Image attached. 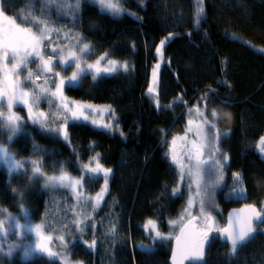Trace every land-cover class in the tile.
<instances>
[{
  "label": "trees",
  "instance_id": "1",
  "mask_svg": "<svg viewBox=\"0 0 264 264\" xmlns=\"http://www.w3.org/2000/svg\"><path fill=\"white\" fill-rule=\"evenodd\" d=\"M75 4L76 0H0L3 13L18 24L31 12L60 29L59 36L52 34L53 44L48 48L59 39L63 52L77 51L72 45L79 33L80 46L91 45L88 59L107 53L104 65L108 60L128 64L127 71L118 68L95 80L89 71L78 86L65 87L73 100L110 106L115 123L108 129L98 120L97 124L68 122V140H64L27 120L10 143L6 139L3 143L17 158L39 159L46 174H58L63 165L67 173L83 176L85 191L77 200L67 187H46L42 179L29 181L28 173L10 175L0 167V209L17 211L18 203L26 202L31 218L45 219L54 237L62 232L71 258L83 264H168L173 235L183 224L174 225L175 229L169 221L180 215L184 202L182 195H172L177 171L164 141L184 132L187 110L196 106L210 120L211 112L217 113L216 127H208L216 137L215 147L229 157L222 169L226 182L240 171L246 189L244 203L264 211V152L259 145L264 137V0H203L202 17L197 16L198 0H119V16L101 12L90 0ZM65 33L71 34L68 40H64ZM170 33L159 57L156 49ZM154 78L159 106L148 91ZM42 106L44 112L47 105ZM97 153L99 163L112 171L107 191L94 207L105 178L102 172L90 174L83 166L95 167ZM13 188L23 193L22 199ZM85 195L92 196L91 202ZM222 195H217L222 212L216 220L223 225L228 208L238 205L226 202ZM77 218L84 220L83 233L72 223ZM149 219L169 238L154 241L155 234L144 227ZM113 225L116 231L111 233ZM255 227V237L236 256L213 233L199 264H264V222ZM93 239L97 243L89 248L85 241L90 244ZM51 241L58 252L65 250L57 246L58 239ZM0 264L61 262L45 253L11 262L5 256Z\"/></svg>",
  "mask_w": 264,
  "mask_h": 264
},
{
  "label": "snow or ice",
  "instance_id": "2",
  "mask_svg": "<svg viewBox=\"0 0 264 264\" xmlns=\"http://www.w3.org/2000/svg\"><path fill=\"white\" fill-rule=\"evenodd\" d=\"M46 3L52 2V0H45ZM56 3H62V0H55ZM199 7L197 9V16L202 17L203 9V0H198ZM98 3L103 9H107L113 14H119L122 9L119 7L118 3H114L113 0H98ZM79 6V0H76L75 7ZM68 7L72 9V5L68 4ZM3 6L0 5V14H2ZM5 20H8L11 27L0 29V135L3 132L7 131L10 133L8 140L9 143L14 139V137L23 130V126L26 124L27 120H31L32 123H40L42 129L49 132H56L59 135H62L65 140H68V131L67 124L69 120H88L89 116L86 114V109H91L93 112L96 109L90 104H77L76 102H70L64 95L63 89L65 87H74L78 86L79 81L82 76L87 75L90 70H94L93 79L95 80L101 73H113L117 71L118 68H122L124 71L128 70V64L126 62L119 63L115 60H109L107 67H100V63L105 59L107 53L104 56L96 60L95 64H87L86 67L82 65L81 58L84 55H87L91 52V45L84 43L83 46H80V41L82 37L79 33L75 34V41L77 43L73 44V49L78 48V51L72 50L68 53L67 56L62 55L63 48L60 47V40L58 39L55 42V46L51 47V51L46 52L50 44H53L52 34L56 33L59 36L60 29L50 26V22L46 18L35 17L31 12L21 20V24H31V27H21V24H17L14 20H11L9 17H4ZM19 19V15H17ZM199 19L197 20V24ZM172 33L169 34L165 40H162L160 46L157 47L156 51L158 54L162 55V48L166 44L167 40L172 37ZM70 33L64 34V40L70 38ZM67 47V45H65ZM47 56V58H45ZM39 59L40 63L37 65L36 70L29 68V64L34 63L36 59ZM10 60H14L15 63L11 64V67L8 66ZM75 63V70L71 73L70 76L64 77L61 75V72H56L54 69L58 66L61 67L62 71H66L68 67H71ZM159 65L156 66L158 68ZM22 72H26V75H21ZM41 76L44 77L43 84H38L37 81L41 79ZM155 76V69H154ZM35 77V79H33ZM58 79V82H57ZM49 85H55V90H51ZM149 93L155 91L154 87L150 86L148 89ZM42 97H51L49 99V104L52 105L56 100H59L57 107V113H45L39 112L38 114L34 112V106H38L41 102ZM205 96L202 97L206 98ZM7 100V113L4 109V101ZM25 106L28 109V117L24 118L16 114L13 111L17 106ZM157 106L158 102H157ZM110 107V106H109ZM109 108H105V111ZM191 111V109H190ZM198 116L204 117L203 123L210 126V128H215L216 124L214 118L217 116L215 111L211 112L210 120L205 116L204 112L201 111L199 107L195 109ZM62 113V114H61ZM70 113V116L68 115ZM37 115L43 119H37ZM49 115H54L56 120L63 119L64 124L59 127H50L48 123ZM54 122V121H53ZM93 124H97L98 121L93 120ZM189 124H192V121H189ZM103 127L111 129L113 127L112 123L103 125ZM190 131V129H188ZM227 135V133H224ZM220 134L217 133V143L219 142ZM177 138H173L172 144H176ZM260 150L264 152V137L260 138ZM204 145H196L195 142L192 144V152L194 155H189V161L195 159V164L189 163L184 165L179 163L180 168V181L183 182L186 178H191L192 183L189 184V189L191 190L193 184L196 187L195 198L190 195L187 206L185 207L183 213L181 214L180 220H170L169 224L176 225L177 223H182L185 219L186 214H190L189 210L193 207L195 199L198 198L199 207H200V216L203 220L201 224L200 220L196 217H193L192 220H189L188 223L180 229V235L176 236L177 249L173 252V264H176V255L179 251L182 255V258L194 257L198 260H203L205 255L206 246L210 243L213 233H219V238L226 240L230 244L229 254L231 256H236L238 252L247 246V244L255 237L257 233L256 227L254 224L264 222V211H258L254 205H246L247 209H250V213L247 215L241 216L240 213L235 214V218L232 215L229 217V222L226 227L215 228L214 217L205 213V197L208 193L209 188L218 184L223 180L222 169L227 163L229 157L227 153H223L221 162L220 159H215L213 162V168L208 170L209 179L205 180V170L202 167L205 164H208L209 161L201 159ZM220 153L219 147L216 148L213 156ZM171 159L173 163H178V158L174 154V149H170ZM96 160L95 167H90L88 164H85L84 169L90 174L103 173L105 178V184L100 193L95 197L96 205H99V202L103 199L104 192L107 191L108 177L111 173V169L104 168L99 163V153L93 157ZM182 159V158H181ZM0 162H3L7 165L9 174L18 172L23 168V162L16 160L15 154L11 153L8 148L4 145L3 142H0ZM33 167L31 169L32 175L28 177L29 181L35 180L37 178L43 177L45 180V186L52 187H69L73 191H76L79 187L82 186L84 177L81 176L80 179H74L65 171L63 165L60 166L59 175H47L43 171V164L39 160H33L30 162ZM187 168V172L185 169ZM216 171L219 173L215 180L211 179V172ZM234 180L238 188L234 189V193L237 195H243L245 190L242 187L243 180L240 173H233ZM91 178V177H90ZM181 184H178L173 190L172 195L175 196L181 191ZM14 193L23 195V193L16 188H13ZM81 199L80 194L77 192V200ZM91 199V198H89ZM73 212H75L73 208ZM2 214V211H0ZM85 219H90L86 217ZM196 221V223H193ZM75 225V228L78 232L83 233L84 220L79 218L72 221ZM4 221H0V258L2 257H12L13 253L18 248H23V256L25 259L32 257L34 254H47L50 259H55L63 253L54 252L50 247H47L44 243L45 240L51 241L53 237H45L42 235L41 230L45 227L44 224H38L34 227L29 223L27 226L19 223V218L9 214L7 222V231H5L3 225ZM48 227H51L48 225ZM64 228H68V225L65 224ZM145 231L149 234L154 233L155 235L152 239L155 240H164L168 239V236H165L159 231L158 224L155 220L149 219L146 221ZM27 229L28 232H35L40 238L38 242L34 243H24L23 236L24 230ZM191 229L196 236V242L193 246H189L187 239H185L186 230ZM20 230V237L15 242H8L7 248L8 251L4 252V237L7 235H15L16 231ZM59 230V229H58ZM116 231L115 225L109 228V232L114 233ZM61 241V247L67 248L68 245L64 243V236L55 237ZM85 243L89 248H94L96 245V240L93 239L90 244L87 241ZM69 257L65 256L64 264H68Z\"/></svg>",
  "mask_w": 264,
  "mask_h": 264
},
{
  "label": "rangeland",
  "instance_id": "3",
  "mask_svg": "<svg viewBox=\"0 0 264 264\" xmlns=\"http://www.w3.org/2000/svg\"><path fill=\"white\" fill-rule=\"evenodd\" d=\"M90 2L95 3L100 8L101 12L102 11L106 12V13L110 14L111 16H113V15L114 16H119L122 13V11H121L119 14H113V12H111V11H109L107 9H103L101 7V5L98 3V0H90ZM113 2L114 3H118L119 7L122 9V6L119 4V0H113ZM5 16L11 18L10 16L5 15L3 13V11H2V14H0V29L11 27L9 21L4 19ZM11 20H13V18H11ZM21 27H24V26L21 25ZM50 51H51V48L46 49V52L50 53ZM69 52L70 51H64L62 53H65V56H67ZM157 55L159 57H161L160 56L161 54L157 53ZM45 58H47V56ZM96 60L97 59H94V60L88 59L87 55H84L81 58V63H82L83 66L86 67L87 64H95ZM108 61H106V64L104 65L103 64L104 60H102L101 63H100V67H102V68L103 67H107L108 66ZM12 63H15V61L14 60H10L9 63H8V66L11 67ZM39 63H40V61L37 58L35 60V62L29 64L28 67L31 68L32 70H36V67H37V65ZM74 70H75V63H73L71 67H68L66 71H62L60 66H58V67H56L54 69V71H56V72H61V75L64 76V77L70 76L71 73ZM90 71L94 72V70H90ZM26 74H27L26 72H22L21 73L22 76L26 75ZM33 79H35V77H33ZM43 80H44V77L41 76V79L39 81H37V83L42 85L43 84ZM156 80L157 79L154 78V81L149 84V87L150 86L154 87V89H155L154 92H157L159 90L158 85L155 83ZM57 82H58V79H57ZM49 87L51 88V90H53V91L55 90V85H49ZM154 92H152L153 93L152 96H154L153 97V101L157 105L158 99L156 98ZM63 95L70 102L74 101L77 104H90L96 109L95 112H93L91 109H86L85 111H86V114L89 116V119L88 120H84V121L92 122L93 120H96V121L98 120V121L102 122L103 125L108 124V123H112V125H113V123H115V121H114L115 115L113 114V111L110 110V107L108 105H104V104H100V103H93V102H90V101L84 102V101H79V100H73L65 92V88L63 89ZM50 98L51 97H42L41 102L38 104V106H34V109H33L34 112L37 113V114L39 112H41V111L43 112L44 108H43L42 105L46 104L47 108H46V110L44 112L45 113L56 114L57 113V107L56 106L59 104V100H56L55 103L50 105L49 102H48ZM18 107H20L23 111L22 110H18L19 109ZM184 107L187 110V105H185ZM105 108H109V110H108L109 112L105 111ZM196 108H197L196 106H192L191 108H188V110H187V120L184 123L185 124L184 125V128H185L184 132H182L181 134H176V135H174L172 137V140H173L174 137L177 138L176 144L173 145L172 144V140H171V141H164V145H165V148L167 150L168 159L171 161L172 164H173V162H172V159H171L170 149H174V154H176L178 152L179 156L182 157L184 155L185 151L188 152V153L186 152L188 154V156L189 155H194V153L192 152V144H193V142H195L196 145H204L201 159L209 161L208 164H205V165L202 166L204 168V170H205V180L207 181L209 179L208 170L213 168L214 160L215 159H220L221 162H223L222 155H221L222 153H218L215 156H213V153L215 152V150L217 148V147H215L216 137L214 135H210V133L212 134V132L210 131L208 125L203 123V119H201V117L197 115V113L195 111ZM190 109H191V111H190ZM3 110L5 111V113H7V100L4 101V109ZM13 111H15L16 114L21 116V117H24V118L28 117V109L25 106H22V105L21 106H17L16 108L13 109ZM68 115L70 116V113ZM210 116H211V114H210ZM215 118H217V116ZM37 119H43V118H40L37 115ZM211 119H213V118L211 117ZM80 120H83V119L81 118ZM190 120L192 121L191 125L189 124ZM52 121H54V124H52ZM72 121H74V120H69L68 122H72ZM28 122L32 123L31 120H28ZM48 123H49L50 127H59V126L64 124V120L62 118L59 119V120H56L54 115H49ZM36 124L41 125L40 123H36ZM188 129H190V131ZM52 133H54L55 135H58L59 137L64 139L62 135H59L56 132H52ZM4 135H0V142H3V139H6L7 141H9L8 137H9L10 133L9 134L5 133ZM183 144H185L184 145V149L185 150L182 149V145ZM4 145L11 152V149L8 147L7 143H4ZM180 150L181 151L184 150V152L180 153ZM15 158H16V160H20V161L23 162V168H21L18 172H15V174L16 173H23V174L28 173V176L30 177L32 175L31 169L33 167V165L30 162L33 161V160H39V159L33 158V157H25V158L18 157L17 158L16 156H15ZM187 160H188V163H187ZM187 160L185 161L184 165H188L189 163H191L193 165L195 164V159H193L192 161H189V159H187ZM179 161L180 160H178V162ZM178 164L179 163H174V165L176 167V171H177V178H176V184L174 185L173 189L178 184L182 185L181 186V191L177 195H182L183 196L184 205L182 206V208L179 211L180 215L176 218L177 221L180 220L181 214L183 213L185 207L187 206V202H188L189 196L192 195L195 198V192H196V187H195L194 184H193L191 190L189 189V184L192 183V179L191 178H186L183 182L180 181V168H179ZM93 165H96V164L94 163ZM0 167L4 168V169H7V165L4 164L3 162H0ZM185 171L187 172V168L185 169ZM236 173H240L241 174V178H242V173L240 171H237ZM59 174L60 173L58 172V174H47V175H59ZM69 175H70V177H72L74 179H80L81 178V177H76V176L71 175V174H69ZM210 175H211V179L215 180L217 175H219V173L213 170ZM231 178L232 179L229 182H226L227 181L226 177H223V180H221L218 184H216L215 186L209 188L208 193H207V195L205 197V208H204V211H205V213H209V214H211L214 217V221L215 222H214L213 226L215 228H220V227L225 225V223L222 225V222L219 221L220 219H218V221L216 220L218 214H220V212H222L221 206L219 205V200L217 199L218 193L223 192V195H222L223 199L226 200V202L230 201L231 204H233V205L234 204L238 205V204H241V203L245 202L244 198L246 196V189L244 188V185H242V187L245 190L244 194L243 195H237L236 193H234L233 190L238 188L239 185L236 184L233 175L231 176ZM40 179H42V184L41 185L45 186L44 178L43 177L37 178V180H40ZM242 180H243V178H242ZM50 187H52V186H50ZM83 187L84 186H83V183H82V186L79 187L76 191H73L69 187H67V188L71 189L72 195L75 197V195H74L75 193L77 195V192L79 194H82L83 191H85V190H83ZM73 192H74V194H73ZM18 196H19L20 199L23 198V195L21 197V195L18 194ZM85 196L90 197L88 195H85ZM75 198H77V197H75ZM91 199H89L88 202H91ZM0 211H2V214H0V221H4L5 222V224L3 225L5 231H7V222H8L9 214H12L13 216H16L17 218H19V223L20 224L25 225V226H27V224H29V223L33 227L35 225H38V224H44L45 227L41 230L42 235L45 236V237L51 236V237L55 238L53 236L54 233L49 232L47 230L48 229L47 226H46L47 222L45 221V219L41 218L37 222V221L33 220V218H31V216H30L31 210H29L28 206L26 205V202H24V203H23V201L19 202L17 211H11L9 209H7V210L0 209ZM199 211H200L199 202H198V198H196L193 207L189 210L190 214H186L185 215L184 221H186V219L196 215V216H198V219L200 220V222L202 224L203 220H202V218L200 216V212ZM77 217H79V216H77ZM182 223H177V224L181 225ZM171 226L173 227L174 225H171ZM174 228L176 229L175 226H174ZM61 234L63 235L62 232H60V235ZM175 235H173V237H175ZM214 235H216V234H214ZM18 239H21L20 230H17L15 235H7V236H5L4 237V252L8 251V248H7V243L8 242H15ZM39 240H40V238L37 236V234L35 232H28L27 229L25 228L24 236H23L24 243H34V242H38ZM44 243H45V245L47 247H50L52 251L58 252L57 250H55V247H54V244L52 243V241L45 240ZM64 243L66 244V242H64ZM57 246L58 247L61 246V241L57 242ZM61 253H63V255L55 258L58 261H60L61 264H64L65 256L70 258L69 261H68V264H83L81 261L72 259L69 250L65 249ZM35 255L36 254H34L33 256H35ZM13 258H18V259L25 260V258L23 256V248L22 247L18 248L13 253L12 257H10V258L7 257L8 262H11ZM27 259H31V257L27 258Z\"/></svg>",
  "mask_w": 264,
  "mask_h": 264
},
{
  "label": "water",
  "instance_id": "4",
  "mask_svg": "<svg viewBox=\"0 0 264 264\" xmlns=\"http://www.w3.org/2000/svg\"><path fill=\"white\" fill-rule=\"evenodd\" d=\"M259 145H260V143H259ZM260 147H261V146H260ZM263 155H264V153H263ZM246 205H254V204L251 203V202H249V203H242V204H239L238 206H232V207H229V208H228V211L226 212V216H225V221H226V223H225L224 226H222V227H220V228L226 227V226L228 225L230 215H232L233 218H235V214H236V213H240L241 216L249 214V213H250V209H247V208L245 207ZM254 206H255V205H254ZM255 207H256V206H255ZM256 209H257L258 211H261V210H260L259 208H257V207H256ZM193 217L198 218V216H192V217L186 219V221L183 222V224H182V225L179 227V229L177 230V232H176V236H179V235H180V229H181L182 227H184V226L188 223L189 220H192ZM193 223H196V221H193ZM256 224H260V223H256ZM254 227H255V224H254ZM215 234L217 235L218 240H219L220 242H224V243H226V244H228V245L230 246V244H229L226 240L219 238V233H215ZM176 236H175V237H176ZM175 237H174V239L172 240V243H171L172 246H171V250H170V253H169L170 256H169V259H168V264H173V252H174V250H176L177 247H178V246H177V241H176ZM185 239H187L189 246H193V245L195 244V242H196V236H195V233H194L191 229L186 230ZM207 247H208V245L206 246L205 255H204L203 260L205 259L206 254H207V253H206V251H207ZM175 260H176V264H189V263H192V264H199V263L203 262V260H198V259H196V258H194V257H190V256L187 257V258H182V255H181V253H180L179 251H177V255H176Z\"/></svg>",
  "mask_w": 264,
  "mask_h": 264
},
{
  "label": "flooded vegetation",
  "instance_id": "5",
  "mask_svg": "<svg viewBox=\"0 0 264 264\" xmlns=\"http://www.w3.org/2000/svg\"><path fill=\"white\" fill-rule=\"evenodd\" d=\"M184 145L185 144H183L182 145V149H184ZM185 150V149H184ZM184 150L183 151H181L180 150V153H183L184 152ZM187 151H185L184 152V155L181 157V156H179V153L177 152L175 155L177 156V158H178V160H180L178 163H183V164H185V161L188 159V152L186 153ZM182 158V159H181ZM187 163H188V160H187Z\"/></svg>",
  "mask_w": 264,
  "mask_h": 264
}]
</instances>
